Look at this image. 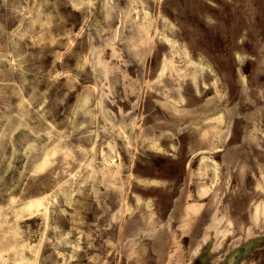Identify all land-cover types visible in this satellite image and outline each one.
<instances>
[{
	"label": "rangeland",
	"instance_id": "1",
	"mask_svg": "<svg viewBox=\"0 0 264 264\" xmlns=\"http://www.w3.org/2000/svg\"><path fill=\"white\" fill-rule=\"evenodd\" d=\"M262 127L264 0H0V264H203Z\"/></svg>",
	"mask_w": 264,
	"mask_h": 264
},
{
	"label": "crops",
	"instance_id": "2",
	"mask_svg": "<svg viewBox=\"0 0 264 264\" xmlns=\"http://www.w3.org/2000/svg\"><path fill=\"white\" fill-rule=\"evenodd\" d=\"M262 132H264V127H262ZM247 137H243L241 141L235 142V151H237L238 157L235 160L234 163L231 162V160L228 159V167H229V175L233 177L235 181H242L244 180V175L246 172L250 173L249 175L252 177L251 181L253 182H259L261 183V186H258L254 188V191L257 192L256 198H250L247 202L248 205V220L247 224L245 226H242L240 228L239 234H235L236 236L231 239L230 237H227L228 233L230 232V228L233 221L232 216H230L226 211L222 210L220 214L225 213L231 218V223L227 227H223V223L221 221V216L219 215V237L216 238L214 236H211L209 234V237L205 234H203L202 237L196 242L193 240L192 248L194 251L196 250V247L199 245L202 246H208L210 247L209 252L205 253L202 256V263L203 264H238L239 260L235 259L236 255L227 254V250L225 247H228L230 245L237 247H251L250 255L254 253V246H257L259 244V238L258 234L260 231L264 232V213L259 212L258 215L254 216L253 206L252 203L258 201V199L262 196H264V143H260L259 147H248L247 144ZM213 161V160H212ZM215 164V172H216V161L214 160ZM216 177V174H215ZM256 185V184H255ZM261 187V188H260ZM254 217V218H253ZM256 218V220H254ZM204 229V228H203ZM195 229H193L194 231ZM246 233H249L250 236H246ZM194 235V233H193ZM246 236L245 240L243 239V236ZM243 241H245L243 243ZM196 242V243H195ZM219 246V253L221 255H216V247ZM213 248V250L211 249ZM237 250V249H236ZM197 256L195 253L190 254L189 259L192 258V264H194L195 258ZM241 258V257H240ZM241 260V259H240Z\"/></svg>",
	"mask_w": 264,
	"mask_h": 264
},
{
	"label": "bare ground",
	"instance_id": "3",
	"mask_svg": "<svg viewBox=\"0 0 264 264\" xmlns=\"http://www.w3.org/2000/svg\"><path fill=\"white\" fill-rule=\"evenodd\" d=\"M10 125V124H9ZM257 186H261V183L257 182ZM261 188V187H260ZM264 190V189H262ZM49 195V194H48ZM48 198V197H47ZM49 199V198H48ZM52 201V200H51ZM49 203V202H48ZM44 205V204H43ZM252 208L254 211V216L258 215L259 212L264 213V196L260 197L258 201L252 203ZM46 210V209H45ZM254 218V217H253ZM256 220V218L254 219ZM3 247V246H2ZM22 249V248H21ZM4 253V252H3ZM3 255V254H2ZM1 252H0V259L2 257ZM33 263V262H32Z\"/></svg>",
	"mask_w": 264,
	"mask_h": 264
}]
</instances>
